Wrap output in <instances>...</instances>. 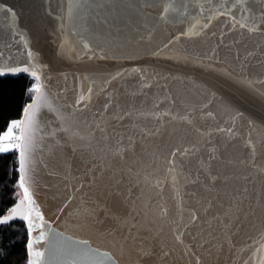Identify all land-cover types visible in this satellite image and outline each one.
Listing matches in <instances>:
<instances>
[{
	"label": "water",
	"instance_id": "95a60500",
	"mask_svg": "<svg viewBox=\"0 0 264 264\" xmlns=\"http://www.w3.org/2000/svg\"><path fill=\"white\" fill-rule=\"evenodd\" d=\"M169 2L0 0L39 264H264V2Z\"/></svg>",
	"mask_w": 264,
	"mask_h": 264
},
{
	"label": "trees",
	"instance_id": "16d2710c",
	"mask_svg": "<svg viewBox=\"0 0 264 264\" xmlns=\"http://www.w3.org/2000/svg\"><path fill=\"white\" fill-rule=\"evenodd\" d=\"M36 84V78L29 75L0 76V135L11 122L21 121L26 106L36 95L29 89ZM19 168V150L0 152V217L24 199ZM29 239L25 220L0 225V264H28Z\"/></svg>",
	"mask_w": 264,
	"mask_h": 264
},
{
	"label": "snow or ice",
	"instance_id": "6c2138e0",
	"mask_svg": "<svg viewBox=\"0 0 264 264\" xmlns=\"http://www.w3.org/2000/svg\"><path fill=\"white\" fill-rule=\"evenodd\" d=\"M241 0H237V3H240ZM262 2H264V0H262ZM173 3L174 0H171V2L167 3L163 8H162V12H161V19H165L167 17V15L171 12V11H175V9L173 8ZM13 17H15V13L11 11V9L7 10ZM245 14L247 15L248 10L244 9ZM262 18H264V13L261 14ZM241 27H246L245 24H241ZM249 31H256L257 29L255 27L249 28ZM85 48L88 47L87 44L84 45ZM31 53H29V57H31ZM15 71V70H13ZM23 71H27V69H23ZM33 76H35L36 80H37V84L34 85L31 89H29L30 92H35L38 94V96L36 98H34L33 103L29 104L26 106L25 110H24V117L25 119L21 120V121H13L10 123L6 133L0 135V145L3 144L4 141H13V140H18L20 141V143H15V144H7V145H3L0 146V152H6L11 150L12 148H16L20 150V170L23 173L25 170V155L26 152H28L31 148V138H29L28 142H25V138H24V129L21 127L22 125L25 124V120L29 119V110L33 109L36 106V102L37 100L40 98V95H42L41 93V86L39 84V76H36L35 72L32 73ZM91 93H92V89L88 88L86 93H82L78 100L76 101V105L77 106H82V107H86L87 103L90 101L91 99ZM49 107L51 108V105H49ZM81 107V110H82ZM53 111H55V109H52ZM60 119H62V117H60ZM19 128L21 130V134L20 135H14L13 133V129ZM62 131H68V129L62 128ZM221 131H223V129H221ZM249 147L252 150L253 153V159L255 157V146L252 145L251 143L249 144ZM117 154H119V151L117 152ZM173 156H175V153H173ZM20 187L24 190V200L28 201V208L27 209H22V205L24 204V201L22 200L20 204H18L16 207H14L13 209H11V215L4 217L2 219H0V223H7L9 219H11L13 216L16 215H21L23 219L28 220V217L31 214L32 208H31V204L33 203L30 196H29V191L28 188L25 187V178L22 175L20 177ZM26 213V214H25ZM40 219H42V217H40ZM50 228V225H49ZM32 231V224L29 223V232L31 233ZM44 236V233L41 232L40 233V238L42 239ZM177 239L179 240V236L177 237ZM78 243L80 244H84L87 245L89 242L87 240H82V241H78ZM28 249H29V253H30V257L31 256H35L37 259L33 260V259H29L28 260V264H39V258L44 256V252L42 251H36L33 252L32 251V244L29 243L28 244ZM102 255L109 257V259H111V256L109 253L105 252L102 253ZM113 264H115V261H113Z\"/></svg>",
	"mask_w": 264,
	"mask_h": 264
},
{
	"label": "rangeland",
	"instance_id": "374dc122",
	"mask_svg": "<svg viewBox=\"0 0 264 264\" xmlns=\"http://www.w3.org/2000/svg\"><path fill=\"white\" fill-rule=\"evenodd\" d=\"M4 133H6V132H4ZM3 133V134H4ZM13 133H14V135H20L21 134V130L19 129V128H16V129H13ZM15 144V143H20V141H18V140H13V141H4L3 142V144L2 145H0V146H3V145H7V144ZM14 150H19V149H16V148H12L11 150H9V151H14Z\"/></svg>",
	"mask_w": 264,
	"mask_h": 264
}]
</instances>
